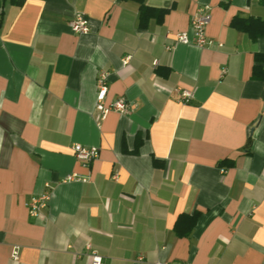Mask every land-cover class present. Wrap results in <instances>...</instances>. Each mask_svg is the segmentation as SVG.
<instances>
[{
	"label": "crops",
	"instance_id": "1",
	"mask_svg": "<svg viewBox=\"0 0 264 264\" xmlns=\"http://www.w3.org/2000/svg\"><path fill=\"white\" fill-rule=\"evenodd\" d=\"M145 5L162 22L142 28L132 0H0V264H90L93 251L107 264H264V37L230 25L264 21V0ZM204 6L214 44L177 43ZM76 12L89 34L69 27ZM102 71L106 103L126 104L104 119ZM75 144L99 157L83 164ZM45 193L32 218L27 202Z\"/></svg>",
	"mask_w": 264,
	"mask_h": 264
},
{
	"label": "built area",
	"instance_id": "2",
	"mask_svg": "<svg viewBox=\"0 0 264 264\" xmlns=\"http://www.w3.org/2000/svg\"><path fill=\"white\" fill-rule=\"evenodd\" d=\"M211 22L210 8L207 6L199 8L191 17L190 28L188 31H183L176 34V42L182 45H192L199 49L210 47L214 44L207 36V26ZM69 27L72 32L77 35H86L90 33V26L88 18L85 14L76 12L74 13L72 20L69 22ZM221 47V44H218ZM169 49V48H168ZM130 57H126L123 60L124 64H127ZM156 64V63H155ZM225 73V70L223 71ZM109 87V73L102 71L97 80V94H96V110L100 113L101 118L104 119L110 112L125 113L126 104L121 100H116L110 104L106 103L108 88ZM180 97L184 101H189L192 98V94L189 91L177 90ZM75 157L77 160L83 162V164H89L99 157V148L96 146H83L81 144H75L73 146ZM66 181H80L83 183L88 182V179L81 178L77 174H72L66 177ZM50 201V195L48 193L33 196L27 202V208L29 215L32 218H39L41 212L45 210ZM90 249V246H88ZM13 260H18V251L14 250L12 254ZM90 264H107L104 262L103 257L96 252H91L89 255ZM157 264H169L164 262H157Z\"/></svg>",
	"mask_w": 264,
	"mask_h": 264
},
{
	"label": "trees",
	"instance_id": "3",
	"mask_svg": "<svg viewBox=\"0 0 264 264\" xmlns=\"http://www.w3.org/2000/svg\"><path fill=\"white\" fill-rule=\"evenodd\" d=\"M140 5V25L142 28L146 27L149 20L153 17L156 18L158 22H162L166 10L163 9H153L147 7L145 5V0H132ZM231 27L245 32L249 35L251 40L256 41L257 39L264 37V21L259 18H234L231 21ZM264 63V55L256 54L255 55V66H254V77L260 80L264 79V68L262 64ZM228 162H221V166L227 165ZM225 165V166H226ZM199 217V213H195L193 215L183 214L179 217L176 225L175 232L179 237H185L189 235L191 230L194 228L197 219Z\"/></svg>",
	"mask_w": 264,
	"mask_h": 264
}]
</instances>
